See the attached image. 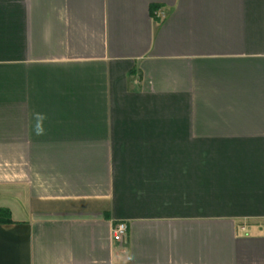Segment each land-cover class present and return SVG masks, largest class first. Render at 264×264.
<instances>
[{
	"label": "crops",
	"instance_id": "0c3cea01",
	"mask_svg": "<svg viewBox=\"0 0 264 264\" xmlns=\"http://www.w3.org/2000/svg\"><path fill=\"white\" fill-rule=\"evenodd\" d=\"M0 208V264H264V0H0Z\"/></svg>",
	"mask_w": 264,
	"mask_h": 264
},
{
	"label": "built area",
	"instance_id": "2783aa9c",
	"mask_svg": "<svg viewBox=\"0 0 264 264\" xmlns=\"http://www.w3.org/2000/svg\"><path fill=\"white\" fill-rule=\"evenodd\" d=\"M128 225L125 221H119L113 228V238L115 241H122L127 236Z\"/></svg>",
	"mask_w": 264,
	"mask_h": 264
},
{
	"label": "trees",
	"instance_id": "16d2710c",
	"mask_svg": "<svg viewBox=\"0 0 264 264\" xmlns=\"http://www.w3.org/2000/svg\"><path fill=\"white\" fill-rule=\"evenodd\" d=\"M14 222L11 216V212L7 208H0V223Z\"/></svg>",
	"mask_w": 264,
	"mask_h": 264
},
{
	"label": "clouds",
	"instance_id": "9594fccd",
	"mask_svg": "<svg viewBox=\"0 0 264 264\" xmlns=\"http://www.w3.org/2000/svg\"><path fill=\"white\" fill-rule=\"evenodd\" d=\"M42 131H43V129L38 127V129H37V133H38V134H41Z\"/></svg>",
	"mask_w": 264,
	"mask_h": 264
},
{
	"label": "rangeland",
	"instance_id": "374dc122",
	"mask_svg": "<svg viewBox=\"0 0 264 264\" xmlns=\"http://www.w3.org/2000/svg\"><path fill=\"white\" fill-rule=\"evenodd\" d=\"M12 200H14V199H12ZM17 214V213H16Z\"/></svg>",
	"mask_w": 264,
	"mask_h": 264
}]
</instances>
